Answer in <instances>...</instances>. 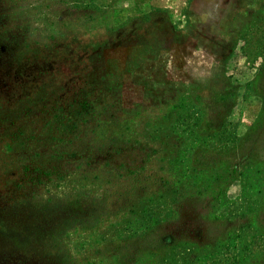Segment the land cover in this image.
I'll return each mask as SVG.
<instances>
[{"label": "rangeland", "instance_id": "obj_1", "mask_svg": "<svg viewBox=\"0 0 264 264\" xmlns=\"http://www.w3.org/2000/svg\"><path fill=\"white\" fill-rule=\"evenodd\" d=\"M0 264H264V0H0Z\"/></svg>", "mask_w": 264, "mask_h": 264}]
</instances>
